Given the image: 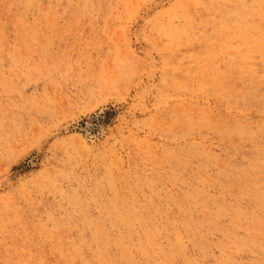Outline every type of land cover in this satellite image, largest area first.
Listing matches in <instances>:
<instances>
[{
    "label": "rangeland",
    "instance_id": "rangeland-1",
    "mask_svg": "<svg viewBox=\"0 0 264 264\" xmlns=\"http://www.w3.org/2000/svg\"><path fill=\"white\" fill-rule=\"evenodd\" d=\"M263 31L264 0H0V264H264Z\"/></svg>",
    "mask_w": 264,
    "mask_h": 264
},
{
    "label": "bare ground",
    "instance_id": "bare-ground-1",
    "mask_svg": "<svg viewBox=\"0 0 264 264\" xmlns=\"http://www.w3.org/2000/svg\"><path fill=\"white\" fill-rule=\"evenodd\" d=\"M259 12V11H258ZM258 15H261V14H258ZM264 32V31H263ZM264 35V34H263ZM261 46V45H260ZM259 46V47H260ZM222 80V79H221ZM216 85V84H215ZM224 90V89H223ZM219 92V91H218ZM254 98H255V96H254ZM252 102V101H251ZM242 200V199H241ZM97 240H98V238H97ZM167 252V251H166ZM190 252V251H189ZM102 254V253H101ZM83 256V255H82ZM74 257V256H73ZM103 264V263H102Z\"/></svg>",
    "mask_w": 264,
    "mask_h": 264
}]
</instances>
